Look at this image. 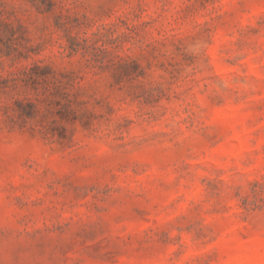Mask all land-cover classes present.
Listing matches in <instances>:
<instances>
[{"label": "clouds", "instance_id": "9594fccd", "mask_svg": "<svg viewBox=\"0 0 264 264\" xmlns=\"http://www.w3.org/2000/svg\"><path fill=\"white\" fill-rule=\"evenodd\" d=\"M0 264H264V0H0Z\"/></svg>", "mask_w": 264, "mask_h": 264}]
</instances>
